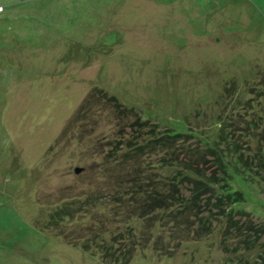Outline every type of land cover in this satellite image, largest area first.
Masks as SVG:
<instances>
[{
    "label": "rangeland",
    "instance_id": "374dc122",
    "mask_svg": "<svg viewBox=\"0 0 264 264\" xmlns=\"http://www.w3.org/2000/svg\"><path fill=\"white\" fill-rule=\"evenodd\" d=\"M138 118L140 133L210 143L224 120L244 158L264 159V0H0V264H98L38 225L101 193L100 170ZM250 173L228 167L227 187L243 195L235 211L264 223V182ZM149 227L131 264L239 259L217 232L173 252Z\"/></svg>",
    "mask_w": 264,
    "mask_h": 264
},
{
    "label": "trees",
    "instance_id": "16d2710c",
    "mask_svg": "<svg viewBox=\"0 0 264 264\" xmlns=\"http://www.w3.org/2000/svg\"><path fill=\"white\" fill-rule=\"evenodd\" d=\"M109 100L122 115L117 99ZM223 121L210 143L191 134L140 133L147 123L138 118L129 128L137 135L115 147L100 170L101 193L67 199L39 228L79 247L98 264H131L137 251L148 246L142 230L147 222L153 233L156 224L167 230V238L157 233L156 244L164 239L173 252L174 247L178 250L185 242H199L217 232L221 252L239 256L233 263L264 264V223L235 211L243 195L227 187L228 167L241 177L256 171L245 178L264 182V159L244 158L236 141L223 137ZM151 156L156 161H147ZM82 219L88 223H80Z\"/></svg>",
    "mask_w": 264,
    "mask_h": 264
},
{
    "label": "water",
    "instance_id": "95a60500",
    "mask_svg": "<svg viewBox=\"0 0 264 264\" xmlns=\"http://www.w3.org/2000/svg\"><path fill=\"white\" fill-rule=\"evenodd\" d=\"M76 172H79V170H76Z\"/></svg>",
    "mask_w": 264,
    "mask_h": 264
}]
</instances>
